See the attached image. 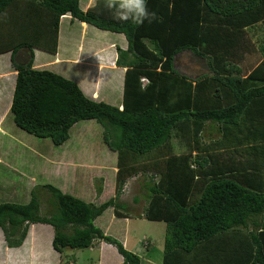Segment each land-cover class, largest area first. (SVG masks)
I'll list each match as a JSON object with an SVG mask.
<instances>
[{"label":"trees","instance_id":"trees-1","mask_svg":"<svg viewBox=\"0 0 264 264\" xmlns=\"http://www.w3.org/2000/svg\"><path fill=\"white\" fill-rule=\"evenodd\" d=\"M80 1L0 0V54L12 52L18 72L11 113L19 128L57 147L81 121L104 128V143L118 155L115 196L97 206L52 184L36 185L28 204H0L7 246L21 247L31 224H47L61 264L67 251L96 241L115 246L122 264H142L95 225L111 207L118 218L132 216L122 196L141 174L143 218L167 225L163 264H264V43L256 40L264 0H146L156 18L142 26L114 21L105 0L86 11ZM68 14L125 35L128 49L118 47L116 61L126 68L122 108L34 69L35 49L58 52ZM185 51L206 59L212 73L196 80L180 73L176 57ZM252 55L261 58L245 71L241 65Z\"/></svg>","mask_w":264,"mask_h":264},{"label":"crops","instance_id":"crops-1","mask_svg":"<svg viewBox=\"0 0 264 264\" xmlns=\"http://www.w3.org/2000/svg\"><path fill=\"white\" fill-rule=\"evenodd\" d=\"M96 1L97 0H81L80 7L82 10L86 11L91 6H93ZM118 47L123 50L128 49V41L124 34L99 30L87 23H83L78 20H72L71 15L68 14L62 17L60 22L58 52L56 54H52L44 50L35 49V60L33 67L34 69L55 72L67 79L74 81L79 85L81 90L88 98L95 101H103L113 105L111 102L114 101L113 98L120 95V102L116 106L122 108L126 68L118 67L116 65V61L118 59ZM179 56L180 54L176 57V69L178 71H180L177 68V58ZM204 60L206 61V64H208L207 60ZM241 67L243 68L242 65ZM180 73L187 75L192 80H196L199 76L212 72L208 67V71L201 72L196 76L192 73L189 74L181 71ZM17 74L18 72L12 66V52L0 54V135H7V131L3 128V126L7 121V117L11 113ZM114 93H116V95ZM66 152L68 153L69 150ZM5 153L9 154L12 152L9 150L3 151L0 146V166L1 164H7V162L4 163L3 158V154ZM114 154V161L112 163L111 169L113 170V178L115 183L113 184L114 191L111 194H108L110 178L103 176L104 173L101 167L103 161V164H106V160H102V162L100 161L96 164L98 161L97 160L93 163L94 165H90L92 168L97 165V167L93 169L97 170L98 175L95 172L90 171V173L96 174L94 178L97 177L103 180V192L100 196H97L96 191H92V189H90V185L88 186V184H91L92 182L88 181L87 179L84 181L85 178L83 180V176H78L77 172L80 168L82 169V167H85V162L81 163V161L78 160H69L68 157L64 159L62 156L57 162L56 166L65 169V172L69 170V167L76 168V174L73 175L75 178L68 177L67 174L65 175L64 178L66 184H68L69 180L74 179H76V182L83 181L82 185L80 186V199L99 206L115 196L116 175L118 171V155L116 157L117 153L114 152ZM89 169L91 168L89 167L86 170ZM131 181L132 180L130 179L128 185L131 183ZM84 182H86V184ZM52 185L58 187L63 192L68 190L64 186V188H62L56 184ZM86 185L88 188L85 187V189H83L82 186L84 187ZM75 195L78 196V194ZM124 198L125 195L122 196V200ZM136 200L137 197L134 198V203H137ZM126 206L129 207V205ZM146 207L147 204L145 205V210ZM109 212L113 213L112 218H110V222L102 221ZM143 214L137 217L144 219ZM133 218L134 216H129L128 218H118L115 215L114 208L111 207L107 209L102 216L96 219L95 225L103 230L105 234L110 235L112 231L110 225L112 223H116L119 220L124 222V236L122 237L119 235L114 237L120 239L127 249L131 247L130 249H132V252L139 255L140 257L142 256L145 259V257H148L149 251H151L150 249L152 247V243L149 239H147V242H145L144 245L141 242V244H136L133 240H131L130 231ZM99 221H101L104 226H99ZM53 230V227L47 224H31L24 244L19 248H9L6 244L3 230L0 228V264H61V255L53 247ZM107 248H109L112 252H115L113 245L101 241H96L92 248H90V250L99 249L101 255L99 264H105L104 260L106 256L104 251ZM144 249L147 254L145 253ZM68 252L69 251L65 253L66 257L70 254V252ZM143 258H141V261H144L142 260ZM112 262L113 264H122L124 262V258L120 254L117 256V260H112ZM148 263L155 264L151 262Z\"/></svg>","mask_w":264,"mask_h":264},{"label":"rangeland","instance_id":"rangeland-1","mask_svg":"<svg viewBox=\"0 0 264 264\" xmlns=\"http://www.w3.org/2000/svg\"><path fill=\"white\" fill-rule=\"evenodd\" d=\"M256 33L258 36V38L256 37V40L260 46V44L264 43V28H257ZM260 58L261 56L259 55L247 56L242 64L243 69L249 71L259 62ZM177 68L181 72L192 73L195 76L201 72L208 71L206 61L196 57L190 51H185L180 54L177 58ZM114 94L116 95V93ZM113 100L114 101H111L113 106L119 104L120 95L114 97ZM3 128L7 131V135H0V146L3 151L9 150L12 153L3 154L4 163L7 162V164H1L0 166V204L7 202L28 204L31 199V190L35 185L52 183L64 188L63 183L65 182V175L67 174L68 177L75 178L73 175L76 174L75 171L77 169L69 167V170L65 172V169L56 166L62 156L64 159L68 157L69 160L73 159L81 161V163L85 162V167L78 170V176H83V180L85 178L84 181L87 179L92 182L91 184H88V186L90 185V189L96 191V193L101 181L99 180L100 178H94L96 174L98 175L97 170L93 169L96 168L97 165L93 168L90 165H94L93 163L97 160L96 164L100 161L102 162V160H106V164H103V161L101 167L104 173L103 176L110 178L108 194L113 193V184L115 181L111 167L115 154L114 152H111L104 143V128L95 120L81 121L77 123L71 129V137L69 141L60 147L55 146L49 138H38L19 128L11 113L7 117V121ZM68 150L69 152L67 153L66 151ZM178 152L180 153L181 151L178 150ZM89 167L91 169L86 170ZM90 171H93L96 174L90 173ZM146 179L147 178L141 174L131 178V183L129 185L127 183L126 185L128 186H125V191L123 192L125 198L122 202L126 203L125 205H129L128 211L134 216L130 231L131 240L136 244L141 242L144 245L145 242H147V239H149L152 243L148 257H145L144 259L141 256V258H143L142 260H144L142 263L149 264L148 262H151L155 264H163L167 225L164 222H151L147 219H140L137 217L144 213L145 205L148 203V197H146L147 190L144 188L147 181ZM155 179H157V177H155ZM82 183L83 181L76 182V179L69 180L68 187H66L68 190L64 189V192H68V194L80 198V186ZM84 183L86 184V182ZM88 186H82V188L85 189V187L88 188ZM75 194H78V196ZM136 197L139 199V203H134V198ZM42 211L44 214L47 211V205L44 203ZM112 215L113 213L109 212L102 221L110 222ZM98 225L104 226L101 221L98 222ZM110 227L112 230L110 236H124V222L119 220L116 223H112ZM130 248L129 250L132 251ZM114 250L115 252H112L107 248L104 251L106 256L104 260L105 264H113L112 260H117V256L120 254L117 252L115 246ZM69 252L70 254L65 258L66 263L64 264H99L101 256L99 249L71 250Z\"/></svg>","mask_w":264,"mask_h":264},{"label":"clouds","instance_id":"clouds-1","mask_svg":"<svg viewBox=\"0 0 264 264\" xmlns=\"http://www.w3.org/2000/svg\"><path fill=\"white\" fill-rule=\"evenodd\" d=\"M104 7L111 12L112 19L121 24L142 26L145 21L151 23L156 18V13L149 11L146 0H105ZM172 7L169 4V8Z\"/></svg>","mask_w":264,"mask_h":264},{"label":"built area","instance_id":"built-area-1","mask_svg":"<svg viewBox=\"0 0 264 264\" xmlns=\"http://www.w3.org/2000/svg\"><path fill=\"white\" fill-rule=\"evenodd\" d=\"M71 264H73V263H71Z\"/></svg>","mask_w":264,"mask_h":264}]
</instances>
